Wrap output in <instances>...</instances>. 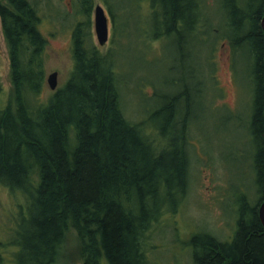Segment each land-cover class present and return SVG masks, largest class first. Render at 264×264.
Here are the masks:
<instances>
[{
  "label": "trees",
  "instance_id": "1",
  "mask_svg": "<svg viewBox=\"0 0 264 264\" xmlns=\"http://www.w3.org/2000/svg\"><path fill=\"white\" fill-rule=\"evenodd\" d=\"M222 3L233 49H247L254 64L249 130L258 199L241 197L231 241L207 232L196 236L193 259L264 264V0ZM79 7L84 20L73 29L71 76L47 99L48 40L40 11L31 0H0L13 84L12 100L0 107V184L22 192L29 205L18 224L23 234L15 241L16 260L58 264L75 230L83 264H102L104 258L108 264H149L146 233L188 193L192 108L204 83L193 96L185 81L147 118L130 119L115 64L93 41L94 0H79ZM149 7L155 36L173 38L181 55H189L205 32L204 1L150 0Z\"/></svg>",
  "mask_w": 264,
  "mask_h": 264
},
{
  "label": "rangeland",
  "instance_id": "2",
  "mask_svg": "<svg viewBox=\"0 0 264 264\" xmlns=\"http://www.w3.org/2000/svg\"><path fill=\"white\" fill-rule=\"evenodd\" d=\"M42 17L40 29L48 40L47 75L58 72L59 87L73 69V29L84 20L79 0H31ZM94 0L91 31L101 52L110 55L119 80L127 117L147 118L185 81L196 94L203 90L189 130V188L180 204L146 233L144 247L149 264H195L194 238L202 232L231 241L237 230L241 197L255 202L258 190L254 169L255 145L250 136L253 96V61L247 49H233L226 27L223 0H203L205 32L188 52L181 53L173 38L156 37L150 0ZM109 17L110 38L101 46L95 31V8ZM203 25H200L201 28ZM188 55V56H187ZM192 68L198 74L197 79ZM184 80V81H182ZM55 91L47 87L46 98ZM198 94V93H197ZM13 98L11 61L0 21V107ZM29 205L20 191L0 184V264H19L16 239L23 234L19 221ZM176 207L177 212H173ZM19 233V234H18ZM21 238V237H20ZM82 246L75 230L67 235L58 264H83ZM102 264H108L104 258Z\"/></svg>",
  "mask_w": 264,
  "mask_h": 264
},
{
  "label": "water",
  "instance_id": "3",
  "mask_svg": "<svg viewBox=\"0 0 264 264\" xmlns=\"http://www.w3.org/2000/svg\"><path fill=\"white\" fill-rule=\"evenodd\" d=\"M95 31L101 46L106 45L110 38L109 17L103 6L98 5L95 8ZM264 26V19H263ZM47 84L52 91H56L59 87L58 72L51 73L47 76ZM260 220L264 225V202L259 209Z\"/></svg>",
  "mask_w": 264,
  "mask_h": 264
},
{
  "label": "bare ground",
  "instance_id": "4",
  "mask_svg": "<svg viewBox=\"0 0 264 264\" xmlns=\"http://www.w3.org/2000/svg\"><path fill=\"white\" fill-rule=\"evenodd\" d=\"M262 205V202H261V204H260V206ZM263 224V223H262Z\"/></svg>",
  "mask_w": 264,
  "mask_h": 264
},
{
  "label": "flooded vegetation",
  "instance_id": "5",
  "mask_svg": "<svg viewBox=\"0 0 264 264\" xmlns=\"http://www.w3.org/2000/svg\"><path fill=\"white\" fill-rule=\"evenodd\" d=\"M0 21H1V17H0Z\"/></svg>",
  "mask_w": 264,
  "mask_h": 264
}]
</instances>
